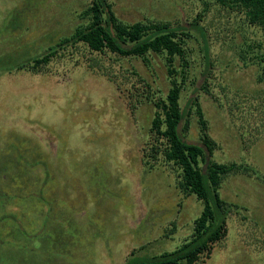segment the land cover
<instances>
[{"label":"rangeland","instance_id":"obj_1","mask_svg":"<svg viewBox=\"0 0 264 264\" xmlns=\"http://www.w3.org/2000/svg\"><path fill=\"white\" fill-rule=\"evenodd\" d=\"M90 1L0 0V264H124L131 254L177 249L201 213L161 156L145 164L151 98L169 86L161 54L151 53L147 66L78 43L28 69L85 23L79 14ZM108 2L128 23L204 12L209 94L197 90L205 65L196 36L180 104L197 95L218 144L213 159L248 164L255 175L223 177L228 233L196 264H264V78L252 59L257 49L248 48L264 45L262 31L215 0ZM190 118L184 139L193 143L199 129Z\"/></svg>","mask_w":264,"mask_h":264},{"label":"trees","instance_id":"obj_2","mask_svg":"<svg viewBox=\"0 0 264 264\" xmlns=\"http://www.w3.org/2000/svg\"><path fill=\"white\" fill-rule=\"evenodd\" d=\"M215 2L222 8L242 13L247 22L258 27L264 36V0ZM203 16L204 12L176 23L161 20L128 23L117 19L108 0H91L89 6L79 14L85 23L79 25L72 36L61 39L44 54L27 62L28 69L37 71L39 67L46 66L58 50L67 46L73 47L78 43L101 55L140 58L147 66L151 53L163 56L169 86L164 96L152 93H155L151 98L155 110L151 119L149 139L154 142L144 155L145 164L150 168L154 165L157 155L161 156L166 164L175 169L179 191L187 196L193 195L202 203V210L193 221L190 236L177 249L150 256L131 254L124 264H196L200 258H208L213 246L223 241L228 233L226 227L230 205L220 199L218 192L223 177L240 172L255 175V171L248 164H219L213 159L218 144L208 135V123L197 95L189 98V105L184 109L180 104L182 91L190 80L188 41L197 39L196 36L202 41L205 65L197 90L209 94L208 78L211 77L213 64L208 49L209 40L205 29L200 25ZM263 46L248 44L251 51L254 47L257 49L252 59L261 66L262 78ZM192 115L196 116L199 129V140L193 143L184 139ZM261 179L264 181V176Z\"/></svg>","mask_w":264,"mask_h":264},{"label":"crops","instance_id":"obj_3","mask_svg":"<svg viewBox=\"0 0 264 264\" xmlns=\"http://www.w3.org/2000/svg\"><path fill=\"white\" fill-rule=\"evenodd\" d=\"M5 252L7 253V251H6V250H4V252H3V253H5Z\"/></svg>","mask_w":264,"mask_h":264}]
</instances>
